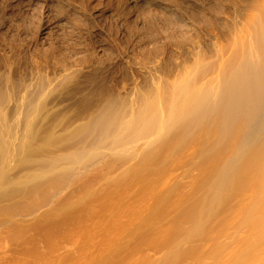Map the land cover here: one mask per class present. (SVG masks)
I'll use <instances>...</instances> for the list:
<instances>
[{"label": "bare ground", "instance_id": "6f19581e", "mask_svg": "<svg viewBox=\"0 0 264 264\" xmlns=\"http://www.w3.org/2000/svg\"><path fill=\"white\" fill-rule=\"evenodd\" d=\"M34 2L0 5V239L40 220L153 239L147 264H264V0H94L104 59L92 3Z\"/></svg>", "mask_w": 264, "mask_h": 264}, {"label": "rangeland", "instance_id": "374dc122", "mask_svg": "<svg viewBox=\"0 0 264 264\" xmlns=\"http://www.w3.org/2000/svg\"><path fill=\"white\" fill-rule=\"evenodd\" d=\"M4 1L5 0H3V1L1 0L0 1V5H1V2H4ZM44 1L45 0H40V1L36 0L37 3L34 2V4H36L35 6H37V9H39V11H41V10L45 11ZM50 1L54 2V4H55V1H58V4L59 3L60 4L65 3L66 4V2H67V0L66 1L62 0L63 3H61L62 2L61 0L60 1L59 0H54V1L50 0ZM93 1L94 0H92V1L90 0V3H89L88 1L86 2V0H85V3L89 4L88 6H86V8L89 7L91 5V3H92L93 6H90L89 8L93 9V10L90 12V9L87 8V10H88L87 13L90 14L91 16L88 15V18H87L88 22H86V23H88V25L86 26V29H85V32H84V36L82 37L81 41L80 40H75V38L72 37L75 34H74V32L72 30L70 31V29H69V31H66L64 33L65 35L63 34V36L65 37V38L63 37V41L64 42L66 41L67 43H68V40L69 41L72 40V42L73 41L74 42L80 41L79 44L81 46V43L83 42L82 40H84L85 37H87V38L89 37L88 40H87V38L85 39V42L82 43V46L80 48L83 47L82 49H84L86 51L87 50L89 52L93 51V53L96 52L95 53L96 55L99 53L98 56L99 55H100V57L103 56V59L107 58V57L108 58H112L114 56H113V53H112V51L110 49V39H109V35L110 34L108 33V29H106V28L110 27L113 30V27L114 26L116 27V24H114L112 21H111V24H110L109 23L110 20H108L105 17L101 16L100 12L98 13V8L99 7L96 6V4H95V9H94ZM91 13L94 14V15H92ZM94 16H95V18H94ZM102 18H104L106 20V23H105V20L102 19ZM91 20H93V21L90 22ZM89 23H90L91 26L89 25ZM100 23H104L103 24L104 26L102 24H100ZM99 24L101 26L98 27ZM2 25H3V22L0 21V28L2 27ZM106 25L109 26V27H105ZM67 27L70 28V26H67ZM2 28L4 29L6 27H2ZM102 29H104V30H102ZM87 30H88V34H86ZM68 32H69V35H66V33H68ZM92 32H93V35H92ZM70 33H72V34H70ZM96 36L97 37L99 36V37L97 38ZM105 37H106V39H105ZM91 38H93V39H91ZM99 38L100 39L103 38V39L101 41H99L100 40ZM86 40H87V44H86ZM94 41H96V42H94ZM100 42H102V43H100ZM89 45L91 46L92 49L90 48ZM98 45H99V47H98ZM100 45H101V47H100ZM102 45H104V48H103ZM132 45H134V46L132 47ZM132 45L128 46L129 54L131 52L130 56L134 55L135 51H137L135 49L138 47L137 45L135 46V44H132ZM106 46H109V47H106ZM96 48L98 50H96ZM94 49H95V51H94ZM99 50H101L102 52L99 51ZM107 50H108V52H107ZM109 51H110V53H109ZM132 52H134V53H132ZM103 53H105V57H104ZM106 54H107V56H106ZM64 127H66V126H64ZM37 221L38 222L35 221L34 223H27V225L28 224L29 225H31V224L34 225L35 223L39 224L41 222L40 220H37ZM41 223H40L41 227H39V225H37V224L34 225L36 227L38 226L37 228L35 227L37 229V231H36V229L33 228V230L30 231L31 234H30V232H29V234H27V233H24V235L21 234L22 236L20 234H18L19 236L17 234H15V235H12V237L11 236L9 237V235H8V236H4L3 238L0 239V264H4L5 262H6L5 264H11L10 262H13V264H25V263L26 264H36V263L38 264V262H39V264H147L146 261H144V260L141 261L140 258L141 257L152 258V257H154L155 252L158 250L153 244L154 243L153 239H150V238H143L142 239V237H141V239L140 238L137 239V237H136V239L135 238L131 239V238H128V237H123V235H122V237L119 239V237H116V236H119V235H114L113 236V234H111V236L110 235H100V236H98V235H95V236L94 235H90V236H88L86 234V237H83V236H85V234L84 235L82 234L83 236L82 235H78L79 238L76 239V237H77L76 235H75V237L74 236H69V238L68 237H63L62 238V236H59V235H56V237H55V234H53L54 237H55L54 238L52 234L46 233L47 234L46 235L45 232H42V233L40 232L41 234H45L46 235L45 236V235H41L38 232V231H40L39 228L40 229L42 228V224ZM34 230H35V232L32 233V231H34ZM225 231L220 232L218 234L222 235ZM26 234L29 235L30 237H28ZM203 234H202V236H203ZM43 236H45L46 238H49V239H45ZM108 236L111 237V238L108 240L109 242L107 241L108 242L107 243L105 241L109 238ZM17 237H18L20 243L18 242ZM57 237H59V238H57ZM98 237H100V239ZM101 237H102V239H104V241L101 239ZM72 238H75L76 240L75 239L72 240ZM121 239H122V242H121ZM14 240L17 241L19 244L17 242L15 243ZM48 240L52 242V243L49 242L50 245L46 244V242ZM64 240H66V242ZM99 240H102V241L99 242ZM116 240H119L120 242L118 241V243L116 244ZM59 241H60V243H59ZM90 241H93V242L90 243ZM96 241L99 242V243H97V245H96V243H94ZM124 241H127V243L124 242ZM43 242H45V243H43ZM67 242H69L70 244L67 243ZM112 242H113L112 245L113 246L115 245L114 246L115 249H116V247L118 245L120 246L118 248V250H115L114 248H111L110 246H112V245L107 247V245L109 243L111 244ZM56 243H59L60 245H58ZM64 243H65V245L67 244V246H64ZM122 243H124V245H126V246L125 247L122 246L123 245ZM87 244H89V245H87ZM100 244H101V246H100ZM185 244L187 245V243H185ZM47 245H49V246H47ZM51 246H52V249H51ZM58 246H59V248H58L59 250L57 249ZM98 246L101 247V248H99ZM121 246L124 247V248H122ZM45 248H47V250ZM106 248L107 249L110 248L111 251L110 250H106ZM63 249H64V251H63ZM26 256H27V258H24ZM22 258H23V260H21ZM1 259H3L5 262L3 263V260H1ZM19 260H21V261H19ZM29 260H30V262H29ZM15 261H16V263H15ZM191 262L192 261L189 258L182 257V258L176 259L175 261L166 262L164 264H188V263H191ZM203 262H208L207 256L205 254L202 255V257L200 258V264L203 263Z\"/></svg>", "mask_w": 264, "mask_h": 264}]
</instances>
